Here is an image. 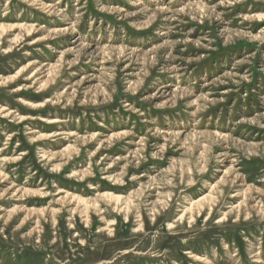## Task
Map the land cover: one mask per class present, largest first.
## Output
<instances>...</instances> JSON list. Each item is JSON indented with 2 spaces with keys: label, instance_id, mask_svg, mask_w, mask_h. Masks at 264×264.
I'll return each mask as SVG.
<instances>
[{
  "label": "rangeland",
  "instance_id": "obj_1",
  "mask_svg": "<svg viewBox=\"0 0 264 264\" xmlns=\"http://www.w3.org/2000/svg\"><path fill=\"white\" fill-rule=\"evenodd\" d=\"M0 29V264H264V0H0Z\"/></svg>",
  "mask_w": 264,
  "mask_h": 264
},
{
  "label": "bare ground",
  "instance_id": "obj_2",
  "mask_svg": "<svg viewBox=\"0 0 264 264\" xmlns=\"http://www.w3.org/2000/svg\"><path fill=\"white\" fill-rule=\"evenodd\" d=\"M3 29H5L4 27H3ZM1 30V29H0ZM57 122V120H52L51 122H49L50 124H54V123H56Z\"/></svg>",
  "mask_w": 264,
  "mask_h": 264
}]
</instances>
